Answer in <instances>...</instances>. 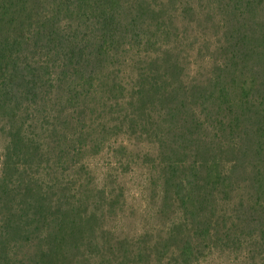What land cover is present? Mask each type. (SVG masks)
<instances>
[{
    "label": "trees",
    "instance_id": "16d2710c",
    "mask_svg": "<svg viewBox=\"0 0 264 264\" xmlns=\"http://www.w3.org/2000/svg\"><path fill=\"white\" fill-rule=\"evenodd\" d=\"M0 134V264L264 261V0H0ZM120 134L163 226L109 227L126 193L84 156Z\"/></svg>",
    "mask_w": 264,
    "mask_h": 264
},
{
    "label": "rangeland",
    "instance_id": "374dc122",
    "mask_svg": "<svg viewBox=\"0 0 264 264\" xmlns=\"http://www.w3.org/2000/svg\"><path fill=\"white\" fill-rule=\"evenodd\" d=\"M182 40L181 43H183ZM186 44V45H185ZM183 46H179L180 56L184 58V63H187L188 76L190 78H202L205 74L203 62L200 61L199 57L193 53L190 42H186ZM129 72V71H128ZM131 74V73H130ZM126 79L129 73H125ZM117 111H122L120 106ZM39 110V114H40ZM116 117V116H115ZM111 119L114 116H108L104 113L98 117L99 119ZM52 120L46 118L42 122L43 126L34 127L31 130V135L41 143H45L46 130L48 128V123ZM111 142L112 147H116L115 153L110 150H103L102 152L92 155L88 153L84 156V161L88 163L91 173L94 179L99 181V184H104V175L110 173L112 178L117 177L116 181L119 182L120 186L123 187L125 196L127 197V206L123 209L117 210L119 216L112 217V221L109 222V227L115 229L119 234L133 233L139 229H145L147 227L163 226L169 221L173 220L177 215H170L169 217L161 218L160 220L153 217L154 201L151 199V193L146 186L145 174L148 173L147 170L143 169L142 165L138 163L136 155L129 154L126 155L125 152L118 147L120 143L126 144L131 150L148 152L150 154L155 153V149L147 145L146 143H141L137 139H128L123 134L118 136H112L106 138ZM126 140H131L128 142ZM6 140L3 135L0 134V156L3 153ZM58 153V151L56 150ZM123 170H126L127 174H120ZM32 172H37L36 168L32 169ZM68 177V176H66ZM143 178V179H142ZM151 215L152 217L146 221L145 216ZM209 255V253H208ZM243 257V253L233 254L229 252H222L220 250L215 251L211 256H209L206 261L202 264H253L251 261ZM254 264H264V261L260 256L254 261Z\"/></svg>",
    "mask_w": 264,
    "mask_h": 264
}]
</instances>
